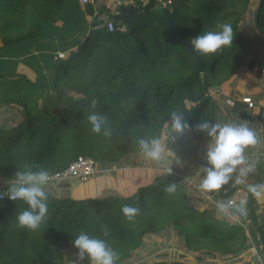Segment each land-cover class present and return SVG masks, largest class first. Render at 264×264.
<instances>
[{
  "label": "trees",
  "instance_id": "obj_1",
  "mask_svg": "<svg viewBox=\"0 0 264 264\" xmlns=\"http://www.w3.org/2000/svg\"><path fill=\"white\" fill-rule=\"evenodd\" d=\"M254 3L184 0L179 16L171 0L175 22L189 42L200 33L218 31L222 23L232 25L233 46L215 56H201L199 72L155 0L140 10L137 28L119 31H109L105 24L91 27L86 15L93 13L92 6L81 7L77 0H0L2 48L17 45L23 51L29 46L25 44L34 42L51 47L40 54L46 56L43 68L31 67L34 79L15 68L0 67V191L7 188L4 181L26 163L52 173L78 156H87L99 168L116 167L124 157L140 154L136 142L142 137L162 139L165 135L173 161L178 157L183 167L182 160L192 163L188 158L201 166L187 143L172 144L169 113L182 111V97H197L203 81L207 90L218 86L244 64L254 43L241 32L239 22ZM58 20L61 26L55 25ZM253 23L264 34V0L258 2ZM60 29L65 33L60 34ZM58 46L64 58L57 56ZM93 99L96 111L108 117L110 138L90 130L85 109ZM187 102L191 105L184 104L182 112L190 132L202 139L206 134L198 136L195 126L209 105L206 120H213V98L206 91L198 101ZM181 164L173 162L172 175L161 172L128 196L115 193L76 199L69 185L49 186L48 217L35 232L17 227L16 215L26 207L22 201L0 199V264H71L77 252L72 242L81 231L104 239L119 255L116 264H186L150 262L141 255L144 239L169 227L190 254L199 252L194 258L200 264L228 261L250 248L242 225L225 220L213 203L199 208L194 200L196 193V200L201 197L198 187L185 177ZM173 181L177 192L170 196L163 189ZM238 189L233 187L226 198L215 196L231 199ZM125 204L140 210L132 222L121 212ZM105 227L108 236L103 235ZM63 244L70 246V257L60 251ZM79 264L89 262L85 259Z\"/></svg>",
  "mask_w": 264,
  "mask_h": 264
},
{
  "label": "clouds",
  "instance_id": "obj_2",
  "mask_svg": "<svg viewBox=\"0 0 264 264\" xmlns=\"http://www.w3.org/2000/svg\"><path fill=\"white\" fill-rule=\"evenodd\" d=\"M218 31L200 33L190 40L191 49L196 56H215L223 49L232 47L235 38L232 25L222 23ZM97 101L93 99L85 109L86 120L94 134L111 137L112 129L108 117L96 111ZM90 109V110H89ZM169 138L175 142L190 130V125L182 111L169 113ZM195 130L203 132L209 138L204 155V162L199 173L198 190L211 201L217 194L222 193L229 185L243 187L251 197L264 200V181L249 183L248 180L256 170L258 161L250 160L246 154L249 149L257 148L262 141L257 132L249 127L248 122H212L202 120ZM141 158L155 169L166 175H172L173 162L181 164L177 157L170 159V151L160 137H142L137 140ZM52 181L50 171L43 166L24 164L19 166L14 176L4 181L6 190L0 191V199L7 197L11 201H22L26 207L16 215L17 227L35 232L46 222L49 212L48 188ZM163 191L167 195L177 192V183L169 182ZM215 208L221 216L247 215L246 199L214 200ZM139 209L131 205H123L121 212L124 218L132 222L139 215ZM104 236L109 232L105 227ZM77 249L76 259L71 264H79L88 260L89 264H116L118 253L104 240L90 236L81 231L73 240Z\"/></svg>",
  "mask_w": 264,
  "mask_h": 264
},
{
  "label": "crops",
  "instance_id": "obj_3",
  "mask_svg": "<svg viewBox=\"0 0 264 264\" xmlns=\"http://www.w3.org/2000/svg\"><path fill=\"white\" fill-rule=\"evenodd\" d=\"M148 1L149 0H95V2L90 4L92 6L93 13L89 15L87 14L86 20L93 28L104 25L107 20H112L115 23V30L119 31L123 29L122 25L119 24V22L109 18L110 14L117 11L119 4L125 3L140 5L141 8L138 9V14L140 16V10H142L143 6L146 5ZM155 1L158 2V0ZM258 2L259 0H257V3H254V5L251 6L252 23L249 24L243 33L247 36H250L254 43L253 47L247 53L244 64L239 66L235 72L220 85L210 87L207 90L208 94L213 98L212 122L224 123L246 121L248 122L249 127L253 128L257 132L262 141L261 145L257 146V148L249 149L246 153L250 160L258 161L255 172L251 174L248 180L249 183H254L255 179L257 178H259L261 181H264V34L259 33L254 27L253 23V16L256 7L258 6ZM80 6L84 7L85 5ZM95 23L99 24L96 25ZM55 25L61 26L62 22L58 20ZM58 32L60 34L65 33L63 29H60ZM66 34H69V32L66 31ZM25 45H30L31 50L28 54L22 55H30V60L25 62V66L24 64H20L19 70L26 73L30 79H33L36 76V74L33 72V69L40 67L43 68L44 62L42 59L44 60L46 58V56L42 58L40 54H46L51 50V47L45 48L42 44L37 42ZM1 48L2 42L0 41V50ZM15 48H18L17 45H15ZM76 48L77 46L73 47L72 49L76 50ZM26 49L27 47L25 50ZM57 49L58 52H63L61 46H58ZM26 64L29 66H26ZM31 67L33 69H30ZM243 97H249L252 105L243 102ZM227 100H230L231 103ZM197 134L198 136L203 135V133L199 131ZM203 137L204 138L202 139L194 138L192 132H190L191 139L189 142L192 140L199 144L196 146L201 155H204L206 144L209 142L207 135ZM171 157L172 155H170V159ZM197 157L198 158L196 159L202 160L201 157ZM182 161L184 163L183 167L185 168L182 167V164L179 166L183 169L184 175L198 187L199 173L202 164L201 166H196L195 163L190 164L185 160ZM196 161L198 162V160ZM161 172L162 171L155 169L151 164L146 163L141 158L140 154H131L124 157L120 164L116 167H98V172L94 174L86 183H78L75 180H69L66 182L69 183L71 196L76 199L87 197L94 198L103 194L111 195L115 193L121 196H128L133 194L138 186L151 182L153 177ZM191 174L193 175L194 179L190 177ZM224 191H226V188ZM199 193L203 194L200 191ZM196 196H198V194H196ZM232 198L237 200L246 199V194L241 188H239ZM253 199L256 217L264 229V200H257L255 198ZM198 200H200V202L206 203L205 207H207L209 204H214V200L220 199H217L214 196L213 200L211 201L208 199L209 201L206 202L205 200H201V197ZM205 207H203V209ZM247 215L243 217L239 215L223 216V218L228 221L229 219L227 218L231 217L235 222L239 223L245 228L251 246L247 250L241 251V253H238L239 255L234 257L237 258L235 261L236 263L233 260L232 263H227L229 261H222L221 264H264V259L259 256L260 242L258 234L253 226H251ZM255 255H257V258L254 259Z\"/></svg>",
  "mask_w": 264,
  "mask_h": 264
},
{
  "label": "rangeland",
  "instance_id": "obj_4",
  "mask_svg": "<svg viewBox=\"0 0 264 264\" xmlns=\"http://www.w3.org/2000/svg\"><path fill=\"white\" fill-rule=\"evenodd\" d=\"M183 1L184 0H173L172 8L177 11V14L179 16H181V13H182ZM255 3H257V0L255 1ZM251 6H252V4H249L247 6V11L243 14V16L239 22L241 25L240 26L241 32L243 31L242 33H244V30L247 29L249 24L252 23L251 22L252 21ZM248 15H249V17H248ZM242 20H243V22H242ZM137 27H138V25L136 24L135 28H137ZM244 35H246V34H244ZM18 49L19 48H15V46L3 47L0 50V54H1L0 55V67L5 66V68H7V69H14L15 68L16 70L20 71L19 65L24 64V66H25V62L27 60H30V58H29L30 55L23 56L22 54H28L31 49H30V45H29V47H27L26 50L18 51ZM67 53L68 52H66V54ZM5 55H7V56H5ZM41 56L43 58V55H41ZM20 57H22V58H20ZM26 66H28V65H26ZM33 72L36 74L35 71H33ZM185 104L187 107H190V105H191V103L187 102V101H185ZM209 108H210V105L205 107L204 112L201 114V118H203L204 120H206V117H207L206 114L208 113ZM10 112H12V111H10ZM162 140H164L166 143V136L165 135L162 137ZM196 145H199V144L191 140L187 144V148L191 152L196 154L197 156L202 157L203 155H201V153L198 151ZM170 155H172L171 151H170ZM186 160H188L192 163L194 162L192 160H189L188 158ZM190 177L192 179H194L192 174L190 175ZM60 184L69 185L68 182L64 181V182H59V183H50V186L54 187V186H59ZM229 186H227L226 189H228ZM196 194L194 195V200L197 203V205L199 206V208L203 209V207H205L206 203L200 202V200H196L198 198V196H196ZM200 195H201V200H205L206 202L209 201L205 195H203V194H200ZM88 198H91V197H88ZM227 219H229V221L228 220L227 221L230 223H237L231 217L230 218L228 217ZM144 242H145V245H144V247H142L140 249V252H141V255L144 257L143 259L146 261L153 262V261H160V260H166V261L176 260V261H183V263H186V264H200L194 258V256L199 252L197 251V252L190 254V251L186 250L183 242H181L179 240V238L175 235L174 229H172V227H169L167 230H164L160 234H154L148 238H145ZM59 249L63 253L64 256L69 255V257H70L73 254V252L70 249V246H68L66 244L61 245ZM161 254H163V255L160 256ZM236 259L237 258H234V257L229 258L228 259L229 262H227V263H232L233 260L235 262ZM131 260H132V262H134L133 261L134 259H131ZM222 261L223 260H217L218 264H221Z\"/></svg>",
  "mask_w": 264,
  "mask_h": 264
},
{
  "label": "water",
  "instance_id": "obj_5",
  "mask_svg": "<svg viewBox=\"0 0 264 264\" xmlns=\"http://www.w3.org/2000/svg\"><path fill=\"white\" fill-rule=\"evenodd\" d=\"M170 2H171L170 0H158L157 7L160 9L161 13L164 15V18L166 22L168 23V26L172 34L181 42V44L190 53L192 57L193 68L201 72L202 70L201 56H196L193 53L190 42L181 34L175 22L174 15L171 10ZM140 8H141L140 5L120 3L117 11L115 13L110 14L109 18L113 19L114 21L119 22V24H121L123 27L122 30L134 29L136 26L135 23L137 20H139V17H140L138 14V9ZM95 24L97 25L99 23H95ZM201 85H202V90L197 97L191 98L189 96H184L180 99V107L182 111L184 109L185 101L192 100L196 102L199 100V98H201L205 94V92L207 91V88L205 86L206 83L203 81ZM189 140H190V130H188L185 133L184 138H178L175 142L172 141V144L178 145L176 142H181L183 144H186L189 142ZM196 160H198V162L203 165L204 162L202 160H199V159H196ZM260 181L261 180L257 178L255 179L254 183H258ZM237 187L241 188L246 194V200L248 201L247 214L250 218V222L253 228L255 229L259 237V242H260L259 256H261L264 259V229L256 217L254 206H253V197H251L250 194L243 187H240V186H237ZM232 189L233 187H229L228 189H226V191H223L222 193L219 194L220 197H223V198L227 197L228 194L232 191ZM238 253H241V251H239ZM255 258H257V255H255L254 259Z\"/></svg>",
  "mask_w": 264,
  "mask_h": 264
},
{
  "label": "built area",
  "instance_id": "obj_6",
  "mask_svg": "<svg viewBox=\"0 0 264 264\" xmlns=\"http://www.w3.org/2000/svg\"><path fill=\"white\" fill-rule=\"evenodd\" d=\"M80 5H87L95 2V0H77ZM109 31H114L115 26L112 20H107L105 23ZM57 56L59 58H64L63 52H58ZM231 103L230 100H227ZM243 102L252 105L249 97H243ZM98 172L97 163L87 156H78L74 161H72L65 168L52 172L51 183L64 182L69 180H75L78 183H86L94 174Z\"/></svg>",
  "mask_w": 264,
  "mask_h": 264
}]
</instances>
